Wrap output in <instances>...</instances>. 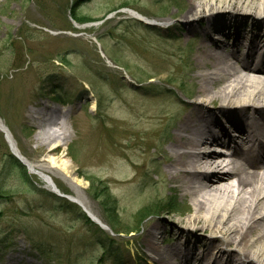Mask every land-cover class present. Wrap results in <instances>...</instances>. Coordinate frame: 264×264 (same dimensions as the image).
<instances>
[{"label":"rangeland","instance_id":"1","mask_svg":"<svg viewBox=\"0 0 264 264\" xmlns=\"http://www.w3.org/2000/svg\"><path fill=\"white\" fill-rule=\"evenodd\" d=\"M74 1L0 0V118L30 161L67 162V172L56 163L48 173L61 193L82 194L107 229L98 226L103 231L98 234L74 209L62 208L61 197L38 175L7 161L9 146L0 131V264H152L153 259H141L149 219L159 214L170 232L181 213H162L155 204L174 194L182 208L191 205L187 196L159 184L161 176L149 170L152 155L161 159L158 146L169 147L161 141L173 131L175 104L197 100V85L190 80L200 73L194 55L207 42L184 24L188 0H87L73 8ZM125 8L155 25L132 18ZM241 12L214 16L237 18ZM29 106L34 116L27 117ZM162 109L167 116L157 124L139 115ZM43 113L48 114L44 126ZM138 127L157 132L141 133L142 142L134 147L129 140ZM44 130L50 135L66 131L60 136L65 144L48 153L51 142L38 141L49 136ZM119 137L124 157L117 159ZM140 148L147 149L145 157ZM141 160L152 163L137 166ZM133 173L132 182L119 181ZM82 174L109 186L113 213L111 203L100 202L105 193H87L90 183ZM144 208L145 216L137 218ZM96 235L105 240L98 246Z\"/></svg>","mask_w":264,"mask_h":264},{"label":"bare ground","instance_id":"2","mask_svg":"<svg viewBox=\"0 0 264 264\" xmlns=\"http://www.w3.org/2000/svg\"><path fill=\"white\" fill-rule=\"evenodd\" d=\"M188 3L184 24L189 32H201L207 42L194 55L200 73L190 80L197 85V100L175 104L178 109L173 131L161 141L169 142V147L158 146L161 159L152 155L155 159L149 170L158 172L161 186L187 196L191 205L179 213L170 232L165 229L168 223L153 214L142 232L146 253L141 259H153L152 264H264V0ZM238 10L242 11L238 18L214 16L219 11ZM125 11L132 16L131 10ZM137 13L135 16H141ZM165 110L139 115L157 124L166 118ZM47 117L46 113L41 115L40 125L48 123ZM43 132L49 136L38 137V141L51 142L48 153L65 144L60 136L66 131L56 137ZM131 132L136 138L129 143L135 147L142 142L141 133L156 134L157 129L138 127ZM9 133L12 150L29 173L38 175L51 190L61 192L48 169L57 163L67 172V162L50 157V166L30 161ZM121 139L115 140L120 149L117 159L124 157ZM146 150L139 149L142 157ZM150 163L141 160L137 166L146 168ZM135 175L119 181L130 183ZM69 195L101 221L82 194ZM169 233L171 243L166 242Z\"/></svg>","mask_w":264,"mask_h":264},{"label":"trees","instance_id":"3","mask_svg":"<svg viewBox=\"0 0 264 264\" xmlns=\"http://www.w3.org/2000/svg\"><path fill=\"white\" fill-rule=\"evenodd\" d=\"M81 1L82 0H76L75 3L73 4V8L74 7L76 8ZM74 18H76V16ZM148 78H151V77H148ZM141 90H143L144 92H147L148 90H150V88L149 87H147V88L146 87H142ZM7 158H8L7 161H9V162L11 161V163L16 164L18 166H21V164L18 163V161L11 155V153H9L7 155ZM83 175L84 174H82V176ZM85 177H86L85 179L88 180V182L90 183V185H89L90 187L87 190V193L90 196L93 195L95 197H98L100 194L105 193V194L100 195V197H99L101 199L100 202H102V201H105L106 202L107 201L106 202L107 203V206H109V203H111L110 210L113 213V209H114L113 204L115 205V203H114L115 198L112 195V192L109 191V186L107 185L108 186L107 187L101 181V179L95 178L91 174H89V175L86 174ZM61 201H62V204L61 205L64 206L62 208H65V209L66 208L67 209H69V208L71 209L72 208V209H74L75 210L74 213H75V215H78L77 216L78 218L80 217L83 221H85V223L88 226L93 227L97 231L98 234H102L103 233V231L101 230V228L98 227V225L94 224L89 218H87L86 215H84V213L81 211V209L78 206L73 205V204H71L68 201L63 200V199H61ZM162 201H163L162 203L161 202H157V205L155 204V209L161 211L162 213L165 211V212H168L170 214H173L174 212L180 211L182 209L181 203H180L179 200H177L176 195L167 196ZM70 209L68 211H70ZM146 211H147V208L146 209L144 208L143 211H142V213L140 215H138L137 218H140L141 216H145ZM113 217H115V215H113ZM89 230H90V228H89ZM103 237L104 236H102V235L97 236V239H96V245L97 246L99 245V242L102 243V242L105 241ZM112 257H113V260H114V257H115V260L116 261L114 260V262H117V260L119 261V258L120 257L118 256V254H115Z\"/></svg>","mask_w":264,"mask_h":264},{"label":"water","instance_id":"4","mask_svg":"<svg viewBox=\"0 0 264 264\" xmlns=\"http://www.w3.org/2000/svg\"><path fill=\"white\" fill-rule=\"evenodd\" d=\"M5 130H6V129H5ZM6 131H7V130H6ZM6 139H7V138H6ZM10 144H11V143H10ZM12 153H13L17 158H19V157L17 156V154L13 152V150H12ZM19 159H20V158H19ZM60 196H61V195H60ZM91 219L94 220L97 224H100V222H99L98 220H96L95 218H92V217H91ZM100 225H101V224H100Z\"/></svg>","mask_w":264,"mask_h":264}]
</instances>
